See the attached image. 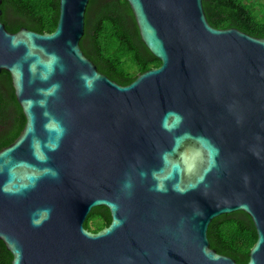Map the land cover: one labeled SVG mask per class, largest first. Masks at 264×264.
<instances>
[{
	"label": "water",
	"instance_id": "95a60500",
	"mask_svg": "<svg viewBox=\"0 0 264 264\" xmlns=\"http://www.w3.org/2000/svg\"><path fill=\"white\" fill-rule=\"evenodd\" d=\"M161 64L118 84L79 45L89 0L48 33L7 30L0 72L25 118L0 148V241L12 264H264V38L214 28L202 0H126ZM110 223L84 228L93 208ZM244 212V263L207 230Z\"/></svg>",
	"mask_w": 264,
	"mask_h": 264
},
{
	"label": "trees",
	"instance_id": "16d2710c",
	"mask_svg": "<svg viewBox=\"0 0 264 264\" xmlns=\"http://www.w3.org/2000/svg\"><path fill=\"white\" fill-rule=\"evenodd\" d=\"M207 21L214 28H236L250 36L264 38V0H202ZM1 19L7 30L21 27L41 33L55 29L58 0H1ZM83 54L96 68L118 84L130 82L139 73L159 66L145 47L126 0H89L84 34L79 42ZM25 118L16 102L10 74L0 72V148L21 132ZM110 223L105 207L93 208L84 228L97 232ZM210 248L237 263L249 258L256 241L250 217L234 212L214 218L208 226ZM0 264H12L10 253L0 241Z\"/></svg>",
	"mask_w": 264,
	"mask_h": 264
}]
</instances>
